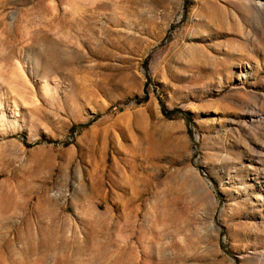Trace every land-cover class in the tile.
Masks as SVG:
<instances>
[{
  "label": "rangeland",
  "instance_id": "1",
  "mask_svg": "<svg viewBox=\"0 0 264 264\" xmlns=\"http://www.w3.org/2000/svg\"><path fill=\"white\" fill-rule=\"evenodd\" d=\"M0 264H264V0H0Z\"/></svg>",
  "mask_w": 264,
  "mask_h": 264
},
{
  "label": "trees",
  "instance_id": "2",
  "mask_svg": "<svg viewBox=\"0 0 264 264\" xmlns=\"http://www.w3.org/2000/svg\"><path fill=\"white\" fill-rule=\"evenodd\" d=\"M145 100H147V98H145Z\"/></svg>",
  "mask_w": 264,
  "mask_h": 264
}]
</instances>
